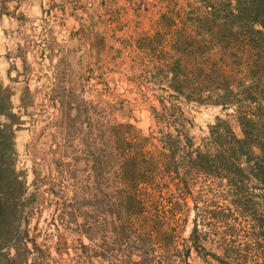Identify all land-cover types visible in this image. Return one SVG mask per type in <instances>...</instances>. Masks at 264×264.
Wrapping results in <instances>:
<instances>
[{
    "label": "trees",
    "instance_id": "trees-1",
    "mask_svg": "<svg viewBox=\"0 0 264 264\" xmlns=\"http://www.w3.org/2000/svg\"><path fill=\"white\" fill-rule=\"evenodd\" d=\"M162 43L163 31L136 41L134 64L150 81L141 92L155 103L147 135L114 119L121 102L53 84L57 176L45 195L17 169L34 97L27 86L16 111L0 79V264H190L194 254L264 264V0H191L171 47ZM193 103L231 111L241 136L218 116L198 142L183 107ZM49 200L54 259L29 230Z\"/></svg>",
    "mask_w": 264,
    "mask_h": 264
},
{
    "label": "rangeland",
    "instance_id": "rangeland-1",
    "mask_svg": "<svg viewBox=\"0 0 264 264\" xmlns=\"http://www.w3.org/2000/svg\"><path fill=\"white\" fill-rule=\"evenodd\" d=\"M189 1L0 0V79L13 89L16 111L27 86L35 100L16 138L17 169L25 173L29 193L45 195L46 183L57 176L51 149L58 116L52 101L59 99L54 83L75 86L88 100L121 102L126 110L115 112L114 119L131 121L143 135L155 128L151 114L155 103L141 92L150 81L134 64L136 41L163 31L158 49H169L172 37L180 33ZM168 21L173 28L164 27ZM183 107L195 121L193 135L198 142L218 116L228 119L241 136L231 111L196 103ZM188 204L192 211L182 228L183 240L195 215L194 202ZM52 212L49 200L30 217V237L39 246L45 237L51 246L55 239ZM53 247L51 259L56 256ZM190 264L206 263L194 254Z\"/></svg>",
    "mask_w": 264,
    "mask_h": 264
}]
</instances>
